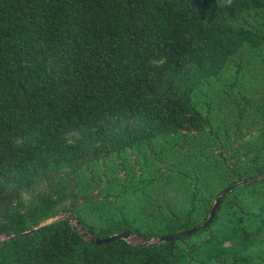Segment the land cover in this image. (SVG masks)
I'll return each mask as SVG.
<instances>
[{"label":"trees","instance_id":"16d2710c","mask_svg":"<svg viewBox=\"0 0 264 264\" xmlns=\"http://www.w3.org/2000/svg\"><path fill=\"white\" fill-rule=\"evenodd\" d=\"M263 175L264 0H0V264H264Z\"/></svg>","mask_w":264,"mask_h":264},{"label":"water","instance_id":"95a60500","mask_svg":"<svg viewBox=\"0 0 264 264\" xmlns=\"http://www.w3.org/2000/svg\"><path fill=\"white\" fill-rule=\"evenodd\" d=\"M260 177H264L263 176H260ZM249 180H243L241 182H238V183H235L229 187H227L226 189H224L220 195L216 198L215 202H214V205L210 211V214H209V217L207 218V220L202 224L200 225L199 227H196V228H193V229H189V230H186V231H182L180 233H177V234H174V235H166V236H162V237H159L157 239H153V240H142L140 239L141 241V244H154V243H160V242H163V241H172V240H176V239H179V238H182V237H188L190 235H193L195 234L196 232H200V231H203L204 229H206L210 223L213 221L215 215H216V212L218 210V207H219V204L221 202V200L236 186L238 185H241L245 182H247ZM60 218H69L68 216H63V217H60ZM56 220V219H55ZM54 221V220H53ZM52 222V221H51ZM79 223V222H78ZM41 227H43V225H40L32 230H29V231H26V232H23L22 235H26V234H30V233H33L35 232L36 230L40 229ZM85 234L89 237V239L92 241V242H95V243H98V244H103V243H106V242H110V241H113L115 239H126V240H129L131 235V232L130 231H123V232H120V233H116L112 236H109V237H106V238H97L95 236H92L90 233H88L87 231H85ZM3 238L0 237V240H2Z\"/></svg>","mask_w":264,"mask_h":264},{"label":"rangeland","instance_id":"374dc122","mask_svg":"<svg viewBox=\"0 0 264 264\" xmlns=\"http://www.w3.org/2000/svg\"><path fill=\"white\" fill-rule=\"evenodd\" d=\"M132 158H134V156H132ZM221 185V182L220 181H217V182H212V187L213 188H217ZM27 197V196H26ZM209 213H210V210L207 212V216H209ZM61 215L58 214L52 218H49L47 219L46 221L43 222V224L45 223H48V222H51L57 218H59ZM209 235V232H204L202 235L200 236H196V237H193L192 239H188L185 241V247L186 249L188 250V248L190 249V246L191 244L193 243H196V242H199V241H202L204 240L207 236ZM129 241H132V242H140L141 240L139 239V237H137L136 235H131ZM225 246L227 247V250L230 251L229 249L232 248V245L234 246H237L236 244V241L234 240L233 242L231 240H227L224 242Z\"/></svg>","mask_w":264,"mask_h":264},{"label":"clouds","instance_id":"9594fccd","mask_svg":"<svg viewBox=\"0 0 264 264\" xmlns=\"http://www.w3.org/2000/svg\"><path fill=\"white\" fill-rule=\"evenodd\" d=\"M233 4V0H223V6L230 8Z\"/></svg>","mask_w":264,"mask_h":264}]
</instances>
